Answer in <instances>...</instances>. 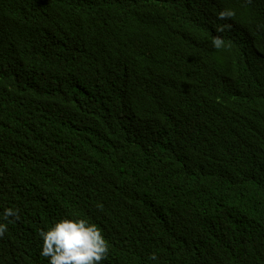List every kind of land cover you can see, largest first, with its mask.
I'll return each mask as SVG.
<instances>
[{
	"label": "trees",
	"instance_id": "obj_1",
	"mask_svg": "<svg viewBox=\"0 0 264 264\" xmlns=\"http://www.w3.org/2000/svg\"><path fill=\"white\" fill-rule=\"evenodd\" d=\"M62 219L102 264H264V0H0V264Z\"/></svg>",
	"mask_w": 264,
	"mask_h": 264
},
{
	"label": "clouds",
	"instance_id": "obj_2",
	"mask_svg": "<svg viewBox=\"0 0 264 264\" xmlns=\"http://www.w3.org/2000/svg\"><path fill=\"white\" fill-rule=\"evenodd\" d=\"M235 15L232 10L219 13L218 19L224 20ZM223 31V27L218 28ZM212 46L217 50L227 47L219 36L214 37ZM4 220L9 217L20 219L19 209H5ZM7 231V225L0 223V238ZM43 239L41 255L49 259V264H102L109 252L108 241L95 224L85 219H62L49 230H41ZM157 259L155 253L151 257Z\"/></svg>",
	"mask_w": 264,
	"mask_h": 264
},
{
	"label": "rangeland",
	"instance_id": "obj_3",
	"mask_svg": "<svg viewBox=\"0 0 264 264\" xmlns=\"http://www.w3.org/2000/svg\"><path fill=\"white\" fill-rule=\"evenodd\" d=\"M176 198H177V196H176Z\"/></svg>",
	"mask_w": 264,
	"mask_h": 264
}]
</instances>
